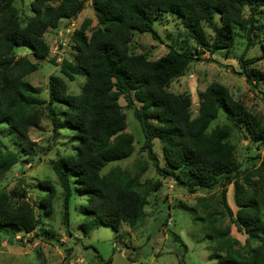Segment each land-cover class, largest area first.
<instances>
[{
    "label": "trees",
    "instance_id": "16d2710c",
    "mask_svg": "<svg viewBox=\"0 0 264 264\" xmlns=\"http://www.w3.org/2000/svg\"><path fill=\"white\" fill-rule=\"evenodd\" d=\"M16 1L0 0V126L8 130L11 140H27L30 129L40 124L41 106L46 105L54 133L65 131L71 134V142L77 141L74 152L50 162L63 193L64 225H69L74 197L85 199L79 208L83 217L79 229L85 233L100 227L114 231L123 225L135 228L146 215L150 196L146 183L118 166L104 172L108 165L134 153L135 139L127 131V118L119 103L123 98L140 124L144 148L161 177L192 194H211L199 197L192 210L208 233L211 258L218 264H264V163L259 155L248 154L250 161L242 166L231 141L237 133L256 151L263 150L264 125L218 83L209 84L199 94L195 117L190 94L170 91L171 82L204 51L214 55L233 48L237 32L244 31L246 52L252 48L259 31L256 22L264 18V0H90L97 25L89 29L90 20L83 21L73 35V58L60 66L68 81L84 78L81 91L69 94L63 78L50 76L47 102L39 99V88L26 81L39 65L26 56L18 57L16 51L24 48L36 61L46 60L50 50L44 35L63 20H76L84 2L30 0L31 16L23 24ZM164 14L179 17L180 38L195 47L188 53L167 45L166 54L155 61L134 54V34H148L161 42L154 26ZM245 56L243 53L238 60L241 74L249 85L251 77L259 84L263 76L248 73L247 68L260 58ZM49 62L57 66L55 59ZM219 115L225 122L213 127ZM154 140L161 144L163 167L152 151ZM28 146L16 145L13 150L0 141V178L22 164ZM161 185L156 182L154 190ZM229 186L235 211L227 203ZM41 190L44 193L39 194ZM27 192L23 179L8 193L0 192V235L45 234L42 226L54 210L55 189L49 181H42L37 186L39 203H30ZM213 201L218 202L215 207ZM232 226L246 237L245 245L232 236ZM173 241L186 252L179 236L173 235ZM255 241L258 245L249 248Z\"/></svg>",
    "mask_w": 264,
    "mask_h": 264
},
{
    "label": "rangeland",
    "instance_id": "374dc122",
    "mask_svg": "<svg viewBox=\"0 0 264 264\" xmlns=\"http://www.w3.org/2000/svg\"><path fill=\"white\" fill-rule=\"evenodd\" d=\"M84 9L76 20H63L56 29H49L44 35V40L49 47V57L44 61H36L30 51L24 48L16 51L17 56H26L31 62L39 65V69L28 76L26 81L33 87L39 88V99L48 101V78L58 76L63 78L69 94L77 95L81 91L84 78L76 76L74 81H68L60 71L62 61L73 58V35L85 20H90L89 29L95 28L97 21L90 0H83ZM19 10V19L24 24L30 18V0H17L15 3ZM259 31L253 39L255 45L247 52V40L244 31H239L236 42L229 51L210 54L203 52L192 65L170 85L174 94L189 93L192 101V115L195 117L199 108V94L215 82L223 85L230 97L242 104L253 116L264 125V18L256 22ZM161 42L152 39L148 34H134L131 48L134 54H143L151 61L158 60L167 52V45L179 51L191 52L194 44L180 38V19L173 14L159 16L154 26ZM213 33L208 31V37ZM243 53L245 59L260 58L258 62L248 66L247 72L256 71L263 76V80L256 82L251 77L249 85L245 74L238 64ZM55 59L52 65L49 61ZM215 61V62H214ZM234 71V73L232 72ZM239 73V74H237ZM127 118V131L134 136L135 147L132 156L126 160L112 163L104 172L118 166L129 173L139 182L146 183L150 191L146 215L135 228L121 226L118 231L100 227L98 229L81 231L79 225L83 217L79 208L83 205L84 198L74 197L70 204L69 225L63 222V193L57 179L51 170L52 160L64 157L74 152L77 141H72L71 134L60 132L55 134L51 122L46 114V105L41 106V121L39 126L31 128L27 140H11L8 130L0 126V141L7 147L16 150V145L24 147L29 145L27 154L22 155V164L14 166L7 174L0 178V192L8 193L14 189L20 180H25L28 185L30 203H39L37 186L42 181H49L55 189L56 196L52 201L54 210L45 218V236L37 231L33 234L10 238L0 235V264H99L109 261L111 264H218L211 258L206 237L208 233L203 229L197 214L192 210L196 208L198 198L210 197L202 191L195 194L188 192L183 187L176 185L172 180H164L158 173L154 162L144 148V137L140 124L128 110L123 98L119 101ZM225 118L219 115L213 127L222 125ZM232 143L236 145V158L239 164L245 166L250 161L249 155H259L260 163H264V149L256 151L254 145H249L237 133L232 134ZM248 149V150H247ZM152 151L157 157V163L163 167L161 144L154 140ZM248 156V157H247ZM156 182H161V187L154 190ZM218 197L217 191L212 192ZM233 188L228 187L227 203L233 211ZM219 198V197H218ZM216 206L217 201L211 202ZM191 209V210H190ZM264 220V217H263ZM226 224L228 223L225 222ZM231 234L241 245H245L246 237L238 234L231 227ZM173 235L179 236L186 245V252L173 241ZM20 238V239H19ZM257 241L251 242L249 248L257 246ZM234 249H238L237 246Z\"/></svg>",
    "mask_w": 264,
    "mask_h": 264
}]
</instances>
